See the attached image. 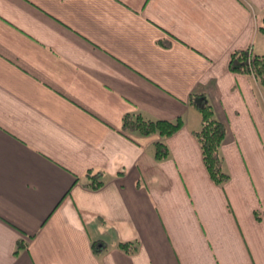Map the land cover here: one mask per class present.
I'll list each match as a JSON object with an SVG mask.
<instances>
[{"label":"crops","instance_id":"1","mask_svg":"<svg viewBox=\"0 0 264 264\" xmlns=\"http://www.w3.org/2000/svg\"><path fill=\"white\" fill-rule=\"evenodd\" d=\"M263 15L264 0H0V264H264V96L228 68L264 54ZM194 93L226 128L222 186ZM127 113L183 124L129 134Z\"/></svg>","mask_w":264,"mask_h":264},{"label":"trees","instance_id":"2","mask_svg":"<svg viewBox=\"0 0 264 264\" xmlns=\"http://www.w3.org/2000/svg\"><path fill=\"white\" fill-rule=\"evenodd\" d=\"M257 32L264 34V15L258 20ZM162 47H169V40H160ZM228 68L231 72L241 75H249L254 78L264 96V54L253 53L251 48L233 50L229 54ZM189 105L199 114L200 127L192 131L200 151L205 170L211 182L222 186L229 180V174L224 170L223 160L219 153V147L225 138V125L216 120L212 108L203 94L194 93L188 98ZM183 124L181 117L175 120L150 119L139 113H127L122 117L121 128L129 134L150 135L159 134L163 138L176 133ZM169 156L167 145L163 141L153 143V157L155 160H164ZM86 182L83 185L91 190L99 189L103 184V173L101 171L87 170ZM255 218L258 214L254 213ZM26 242L18 240L14 254L26 248ZM117 248L126 254L137 252L139 244L137 241H122L116 244ZM108 248V243L103 239H96L90 242V249L97 255Z\"/></svg>","mask_w":264,"mask_h":264}]
</instances>
